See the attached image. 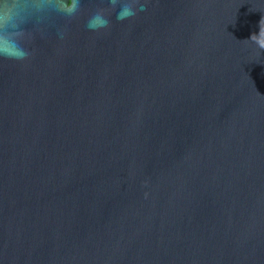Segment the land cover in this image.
<instances>
[{
  "label": "water",
  "instance_id": "1",
  "mask_svg": "<svg viewBox=\"0 0 264 264\" xmlns=\"http://www.w3.org/2000/svg\"><path fill=\"white\" fill-rule=\"evenodd\" d=\"M21 28L30 57H0V264H264V0L125 21L37 0Z\"/></svg>",
  "mask_w": 264,
  "mask_h": 264
},
{
  "label": "clouds",
  "instance_id": "2",
  "mask_svg": "<svg viewBox=\"0 0 264 264\" xmlns=\"http://www.w3.org/2000/svg\"><path fill=\"white\" fill-rule=\"evenodd\" d=\"M37 0H0V57L24 61L31 53L21 43L24 35L21 24L27 15V3ZM53 11L64 16L74 17L81 8V0H47ZM150 0H109V6L116 10V20L125 21L145 12ZM87 29L99 31L110 27V20L103 10L93 13L87 20ZM64 33L59 32L63 39ZM260 46L264 47V30L261 32Z\"/></svg>",
  "mask_w": 264,
  "mask_h": 264
}]
</instances>
